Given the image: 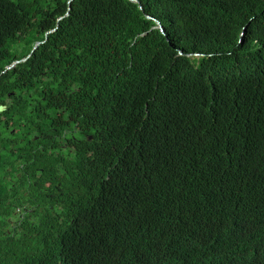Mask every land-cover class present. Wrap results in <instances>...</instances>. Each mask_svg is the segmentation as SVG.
<instances>
[{
	"label": "trees",
	"instance_id": "16d2710c",
	"mask_svg": "<svg viewBox=\"0 0 264 264\" xmlns=\"http://www.w3.org/2000/svg\"><path fill=\"white\" fill-rule=\"evenodd\" d=\"M136 1L0 0V264H264V0Z\"/></svg>",
	"mask_w": 264,
	"mask_h": 264
},
{
	"label": "water",
	"instance_id": "95a60500",
	"mask_svg": "<svg viewBox=\"0 0 264 264\" xmlns=\"http://www.w3.org/2000/svg\"><path fill=\"white\" fill-rule=\"evenodd\" d=\"M131 1L137 2L136 0H131ZM148 18L151 19V17H149V16H148ZM156 22H157V24H158L159 29H160L163 33H165V30H164L163 26L161 25V23H160L158 20H156ZM40 44H41V43H38V44L36 45L35 49H37V47H38ZM35 49H34V50H35ZM29 57H30V56H29ZM29 57H27V58H25V59H23V60H21V61H17V62H15V63L12 64L11 66H9V67L7 68V70H10V69L14 68L17 64H19V63H21V62H25ZM90 139H92V138H90Z\"/></svg>",
	"mask_w": 264,
	"mask_h": 264
}]
</instances>
